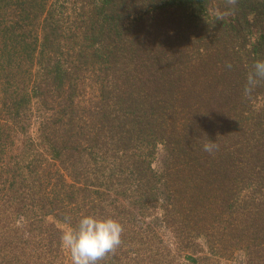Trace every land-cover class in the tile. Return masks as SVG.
I'll return each instance as SVG.
<instances>
[{
	"label": "trees",
	"instance_id": "trees-1",
	"mask_svg": "<svg viewBox=\"0 0 264 264\" xmlns=\"http://www.w3.org/2000/svg\"><path fill=\"white\" fill-rule=\"evenodd\" d=\"M263 16L0 0V264H72L60 237L86 214L124 228L99 264H264V80L244 92Z\"/></svg>",
	"mask_w": 264,
	"mask_h": 264
},
{
	"label": "clouds",
	"instance_id": "clouds-1",
	"mask_svg": "<svg viewBox=\"0 0 264 264\" xmlns=\"http://www.w3.org/2000/svg\"><path fill=\"white\" fill-rule=\"evenodd\" d=\"M227 13H216L222 20ZM227 67L231 68V64ZM261 80H264V59L255 61L253 70L248 73L244 92L249 94ZM217 148L214 141L203 144L206 152L212 153ZM123 225L111 216L86 214L80 217L75 227H68L60 237L61 244L71 255L72 264H99L109 253L122 243Z\"/></svg>",
	"mask_w": 264,
	"mask_h": 264
},
{
	"label": "rangeland",
	"instance_id": "rangeland-1",
	"mask_svg": "<svg viewBox=\"0 0 264 264\" xmlns=\"http://www.w3.org/2000/svg\"><path fill=\"white\" fill-rule=\"evenodd\" d=\"M251 28H252L251 31L253 32L254 36L259 35L261 32H263L264 31V16L260 17L258 21L256 22V24H254ZM162 157H163V150L160 147L158 149V153H157V156L153 164L157 170H160L162 168Z\"/></svg>",
	"mask_w": 264,
	"mask_h": 264
}]
</instances>
